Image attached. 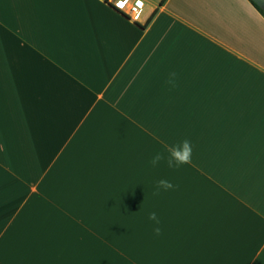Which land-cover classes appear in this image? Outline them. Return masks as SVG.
I'll return each instance as SVG.
<instances>
[{
	"label": "crops",
	"instance_id": "obj_1",
	"mask_svg": "<svg viewBox=\"0 0 264 264\" xmlns=\"http://www.w3.org/2000/svg\"><path fill=\"white\" fill-rule=\"evenodd\" d=\"M131 1L0 0V264H264V17Z\"/></svg>",
	"mask_w": 264,
	"mask_h": 264
},
{
	"label": "clouds",
	"instance_id": "obj_2",
	"mask_svg": "<svg viewBox=\"0 0 264 264\" xmlns=\"http://www.w3.org/2000/svg\"><path fill=\"white\" fill-rule=\"evenodd\" d=\"M177 74L172 72L169 74L167 83L170 87L176 86ZM163 162L170 169H179L182 166L189 165L192 162V145L187 139L165 147L164 152H157L151 158L150 164L156 167ZM176 186L167 179H160L156 181L153 196L160 195L161 192L173 190ZM148 219L152 221L156 227L153 231L155 235H160L161 229L158 227L160 221L155 212L149 214Z\"/></svg>",
	"mask_w": 264,
	"mask_h": 264
},
{
	"label": "built area",
	"instance_id": "obj_3",
	"mask_svg": "<svg viewBox=\"0 0 264 264\" xmlns=\"http://www.w3.org/2000/svg\"><path fill=\"white\" fill-rule=\"evenodd\" d=\"M122 1L128 2L126 9L123 11L127 16H131V15L137 16L141 12L142 9L136 2H132L131 0H122ZM107 2L113 3V0H107Z\"/></svg>",
	"mask_w": 264,
	"mask_h": 264
},
{
	"label": "water",
	"instance_id": "obj_4",
	"mask_svg": "<svg viewBox=\"0 0 264 264\" xmlns=\"http://www.w3.org/2000/svg\"><path fill=\"white\" fill-rule=\"evenodd\" d=\"M253 2L257 7L264 10V0H250Z\"/></svg>",
	"mask_w": 264,
	"mask_h": 264
},
{
	"label": "trees",
	"instance_id": "obj_5",
	"mask_svg": "<svg viewBox=\"0 0 264 264\" xmlns=\"http://www.w3.org/2000/svg\"><path fill=\"white\" fill-rule=\"evenodd\" d=\"M250 1V0H249ZM162 0L159 1V3H161ZM251 2V1H250ZM251 4L254 6V8L264 17V10L260 9L259 7H257L253 2H251Z\"/></svg>",
	"mask_w": 264,
	"mask_h": 264
}]
</instances>
